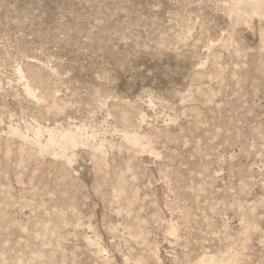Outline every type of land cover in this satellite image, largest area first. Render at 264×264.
<instances>
[{
  "label": "rangeland",
  "instance_id": "1",
  "mask_svg": "<svg viewBox=\"0 0 264 264\" xmlns=\"http://www.w3.org/2000/svg\"><path fill=\"white\" fill-rule=\"evenodd\" d=\"M241 2L0 0V264H264V8Z\"/></svg>",
  "mask_w": 264,
  "mask_h": 264
},
{
  "label": "bare ground",
  "instance_id": "2",
  "mask_svg": "<svg viewBox=\"0 0 264 264\" xmlns=\"http://www.w3.org/2000/svg\"><path fill=\"white\" fill-rule=\"evenodd\" d=\"M249 1L250 0H242L241 3H239L238 5H235V9L237 11H240L242 9V6H244V4L249 2ZM250 4H251L252 7H255L256 9L259 8V10H260L261 7L264 8V0H252V2ZM27 85H29V84H27ZM27 87H28V91H30L31 88L29 86H27ZM127 140L130 143H133V144H135L137 146L141 143V141H140V139L138 137H127ZM81 141H82L81 137H80V135L77 132L76 133H65V134L61 135L60 140L58 141L59 142L58 146H59V149L60 148L64 149V148H66L65 147L66 144L76 145V144L80 143ZM54 143H56V141H53V139L51 138L46 146L45 145L42 146L41 145L42 143L41 144L38 143L39 145L38 144L37 145L40 146V149L43 151V150H48V147L50 145L53 146ZM59 152H61V151H59ZM209 261H211V259L208 260V262L207 261H201V264H211Z\"/></svg>",
  "mask_w": 264,
  "mask_h": 264
}]
</instances>
